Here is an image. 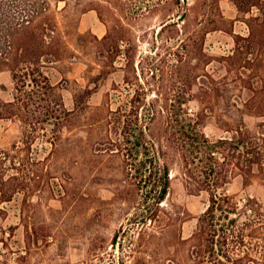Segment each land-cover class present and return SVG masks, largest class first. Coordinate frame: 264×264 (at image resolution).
Wrapping results in <instances>:
<instances>
[{"label":"rangeland","instance_id":"374dc122","mask_svg":"<svg viewBox=\"0 0 264 264\" xmlns=\"http://www.w3.org/2000/svg\"><path fill=\"white\" fill-rule=\"evenodd\" d=\"M4 2L11 5L8 20L20 21L30 12L47 40L63 41L60 69L72 62L83 64L71 78L56 83L62 94L63 88L70 91L72 108L66 106L64 95L63 100L75 113L34 125L16 116L20 129L11 131L0 148L4 152L0 175L7 181L6 199L0 187V264H186L189 246L179 239L192 236L210 194L191 186L183 162L171 152L166 156L171 187L162 204V219L144 226L142 214L148 207L143 200L145 189L138 184L140 178L126 170L132 144L121 136L124 115L136 125L134 109L138 108L139 125H148L160 135L166 127L160 119L150 123L147 109L151 106L184 107L196 113L199 103L189 94L209 87L207 74L220 79L227 73L223 57L233 53L235 39L225 29L232 25L235 33L248 35L247 19L259 13L258 7L241 11L238 0ZM45 7V15L37 14ZM91 10L106 25V34L112 31L117 44L98 41V36L86 29L83 17ZM185 13L187 27L180 21ZM174 21L180 23L179 29L168 27L160 33L163 23ZM215 26L223 28L207 34L202 47L205 56L196 60L200 49L197 29ZM4 38L0 36V42L8 44ZM195 75L197 84L188 81ZM15 86L14 79V97ZM261 121L264 117L245 115L248 128L264 129ZM203 130L210 139L231 136L215 122ZM219 192L233 195L240 212L252 197L264 213V182L259 179L246 186L235 172ZM245 220L246 215L241 214L236 223L242 226ZM250 224L264 227V217L256 216ZM122 228L127 233L120 246L114 245L115 234ZM245 245L252 249L255 263L264 264L263 236ZM241 246L237 243L234 248Z\"/></svg>","mask_w":264,"mask_h":264},{"label":"trees","instance_id":"16d2710c","mask_svg":"<svg viewBox=\"0 0 264 264\" xmlns=\"http://www.w3.org/2000/svg\"><path fill=\"white\" fill-rule=\"evenodd\" d=\"M238 1L239 10L248 12L251 6H256L259 13L247 19L250 28L248 35L235 33L232 25L230 29H225L234 37L235 49L232 54L223 57L227 67L223 78L216 79L207 74L211 78L208 81L209 87L189 94L190 99L198 101V111L192 114L184 107L175 109L164 105L151 106L147 109L150 123L160 119L166 127L160 135L152 132L148 125H139L138 108L134 109L136 125L128 120L127 114L124 115L126 118L121 136L127 144H132L125 160L126 170L128 174L134 172L140 178V188L145 189L143 200L148 207L146 213L142 214L144 226L162 219V204L171 187V168L166 159L171 152L183 162L185 175L193 181L191 186L196 185V190H206L210 194L209 205L198 217L192 236L179 239L189 246L186 264L192 261L193 264H258L255 263L252 249L245 244L260 234L264 238V227L250 224L254 217H264L257 202L249 197L242 213L233 195L219 192V188L227 184L235 172L241 175L246 186L256 179L264 182V129L248 128L245 123L246 114L264 117V0ZM9 7L11 5L4 0L0 2V24L3 25L0 31L3 30L4 39L8 40V44L0 42V71L11 72L17 93L13 102L0 99V115L19 116L24 123L31 125L36 121L69 118L76 109H67L61 86L53 84L44 70L47 63L62 60L63 41L47 40L30 12L20 21H15V18L14 21L8 20V14L12 13ZM30 11L35 13V8ZM45 11L47 7L37 14L43 12V16ZM180 21L187 27L188 14L185 13ZM199 23H203V18ZM179 24L175 21L163 23L159 31L162 34L168 27L179 29ZM216 28L223 27L197 29L196 36L200 40L196 39L200 49L196 60H202L205 56L202 47L206 36ZM96 39L117 44L110 29L102 39ZM52 55L54 59L50 57ZM205 61L209 63L210 59ZM247 71H251L249 75ZM197 79L198 75H195L188 81L193 80L197 84ZM211 122L229 131L231 136L210 139L203 128ZM259 125L264 127V121ZM130 155L133 157L132 163ZM0 178L2 198L6 199L4 188L7 181L2 174ZM241 214L246 215L247 220L239 226L236 222L237 216ZM126 233L125 228L117 231L113 244L120 246V239ZM152 236L155 237L154 234ZM237 243L247 248H234ZM137 260L140 262L141 259Z\"/></svg>","mask_w":264,"mask_h":264},{"label":"crops","instance_id":"0c3cea01","mask_svg":"<svg viewBox=\"0 0 264 264\" xmlns=\"http://www.w3.org/2000/svg\"><path fill=\"white\" fill-rule=\"evenodd\" d=\"M93 11L86 12L83 17V22L85 21L86 29H90L95 33L98 38H102L106 32V25L97 18L96 15L92 13ZM88 20V21H87ZM62 60H55L53 62L47 63L46 72L53 81V83H60L65 80V78H71L74 71L77 72L81 68V62L71 63V65L64 70L60 69L58 63ZM75 76V75H74ZM77 76V75H76ZM77 80H80L76 77ZM14 78L9 71H0V99L4 102H13L15 100L14 93ZM63 95L66 106L72 108V97H70V91L66 88H63ZM72 101H71V99ZM20 121L14 117H5L0 115V148L3 146L5 140L9 138L11 131L20 129ZM1 155L4 153L2 151Z\"/></svg>","mask_w":264,"mask_h":264}]
</instances>
